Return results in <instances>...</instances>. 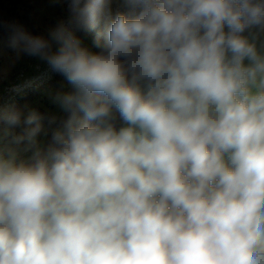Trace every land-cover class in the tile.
I'll list each match as a JSON object with an SVG mask.
<instances>
[{
    "label": "clouds",
    "instance_id": "1",
    "mask_svg": "<svg viewBox=\"0 0 264 264\" xmlns=\"http://www.w3.org/2000/svg\"><path fill=\"white\" fill-rule=\"evenodd\" d=\"M124 5L10 26L72 90L47 145L56 116L0 115V264H264V0Z\"/></svg>",
    "mask_w": 264,
    "mask_h": 264
},
{
    "label": "rangeland",
    "instance_id": "2",
    "mask_svg": "<svg viewBox=\"0 0 264 264\" xmlns=\"http://www.w3.org/2000/svg\"><path fill=\"white\" fill-rule=\"evenodd\" d=\"M69 5L70 0H0V115L15 108L24 116L31 110H36L46 117L56 116V124L49 125L47 119L45 120V130L37 138L45 145L51 142L52 131L59 125V121L68 116V113L54 102V97L59 92L71 91V86L63 75L53 72L39 57L26 53L17 54L9 48L7 37L10 34V26L16 25L32 35L51 40V33L71 19ZM126 11L124 0H110L112 18H115L117 13ZM98 30L76 32L83 46L92 52L100 51L94 43ZM259 44H264V35L260 37ZM57 47L53 42V49ZM115 114L117 128L124 126L119 113ZM5 126L0 120V130ZM22 127L23 125L18 126L14 131L20 132Z\"/></svg>",
    "mask_w": 264,
    "mask_h": 264
},
{
    "label": "trees",
    "instance_id": "3",
    "mask_svg": "<svg viewBox=\"0 0 264 264\" xmlns=\"http://www.w3.org/2000/svg\"><path fill=\"white\" fill-rule=\"evenodd\" d=\"M15 3H17V1L15 2ZM18 4V3H17ZM16 8V7H15ZM25 10V9H24ZM16 15V14H15Z\"/></svg>",
    "mask_w": 264,
    "mask_h": 264
}]
</instances>
